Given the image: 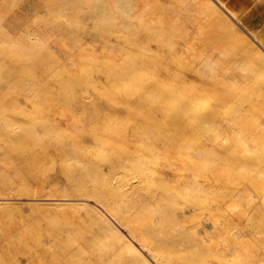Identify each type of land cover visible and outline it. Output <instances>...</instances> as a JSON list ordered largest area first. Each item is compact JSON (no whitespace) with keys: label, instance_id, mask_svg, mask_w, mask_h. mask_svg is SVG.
<instances>
[{"label":"bare ground","instance_id":"6f19581e","mask_svg":"<svg viewBox=\"0 0 264 264\" xmlns=\"http://www.w3.org/2000/svg\"><path fill=\"white\" fill-rule=\"evenodd\" d=\"M4 1L8 4L17 3V0ZM103 1V7L112 11V14L115 11L116 14L118 11L124 12L119 13L120 17L121 14L126 15L128 22L133 21L132 14L137 13L138 10H135L142 3V0L140 3L137 0L139 5L136 0ZM218 1L229 13L219 8V4L214 0H202L194 24L203 19L207 20L212 29L222 33L221 36L215 34L219 41L185 45L180 42L171 43L164 46L167 50L165 56L157 55L160 51H154L155 56L147 55L150 47L143 46V43L140 52L137 51L139 54L135 52L134 49L136 46L139 48L141 38L138 39L139 42H135L129 35L131 31L129 34L126 32L127 36L122 33L125 25L120 27L122 30L115 28L116 31L112 30L111 23L100 28L103 48L110 56L106 55L107 58L103 62L105 52L100 53L101 55L96 53L101 57L100 62H97L92 53L94 56H89V60L96 62L97 68L92 80L98 84L101 78H107V87H101L100 91L95 87L97 92L90 91L89 95H78L71 105H79L87 112L102 107L101 103L104 101L105 104L109 102L98 114L101 119L106 118L103 120V127H93L90 135L88 131L81 130L84 126L74 115L66 122L67 126L75 128L73 134L56 131L61 122L55 123L52 110L42 95L47 78L53 76L49 75L50 72L54 74L55 68L51 66L64 59L62 55L59 57L58 53L57 57L54 50L52 52L54 45L49 44L48 24L36 26L35 31L29 25L30 17L21 23L13 24L10 29L12 31L32 30V34L27 35L28 38L21 35L22 39L18 37L19 40L4 30L6 36L0 44V61L7 60V56V61H11L5 62L4 68L14 70L17 78L19 75L25 76L34 68L37 69L32 72L35 87L30 86L26 95L25 91L13 90L14 75H0V139L6 141L10 137L11 141L21 148L35 144L30 157L35 166L44 171L58 166L66 171L70 178H75L69 181L75 187L73 191L68 186L60 185L61 180L57 177L60 171H56L53 172L55 175H49L46 183L28 184L19 188L17 194L27 196L30 201L47 202L51 206L83 205L89 212L88 215L93 218L100 235L108 241V249L86 257L85 264H109V258L111 264L114 263L113 260L118 264H232L233 253L241 259L240 263L234 264H264V241L259 243V247L257 243H252L256 244V247L253 245V250L244 244L249 241L247 236H244L246 241L244 237L240 239L235 236L240 233L244 235L253 229L254 219L250 218L252 212L249 211L247 216L243 206V213L238 210L234 212L233 209V212L229 213L228 208L232 203L230 200L237 198H240L238 202L241 198L249 196L253 199L255 195H263L264 198V104L261 105L264 102V0H224L232 10H229L223 1ZM51 4L56 5L49 0H28L26 5L30 7L24 12H33L34 15L49 9ZM143 6L145 5H141ZM146 10L147 8L142 12L144 17H140L144 18L142 22L148 18H145ZM24 12H19L15 17L22 16ZM252 12L258 14V18H253ZM6 18L5 15L0 16V23ZM34 21L33 26L36 23V20ZM142 22L141 29L143 25L145 31L148 30L146 27L151 28L149 26L152 24ZM160 23L162 24V21ZM245 25L252 26L253 35ZM125 27L124 30L127 29ZM59 29L62 28L58 27ZM153 29L150 30L151 33ZM159 31L160 34L153 31L151 36L144 32L147 34L141 35L142 39H150L151 42L161 35L158 36L161 46L167 35L166 32H161V29ZM121 33L125 35V39ZM132 35L133 39L137 37ZM225 37L230 38L229 44ZM155 40L157 42V39ZM81 41L84 42L82 39ZM160 46L156 45L157 48ZM161 47L159 49L163 50ZM103 48L102 52L105 51ZM185 52L191 54L187 59L182 58ZM24 53H31V57L26 58L18 70L17 56ZM113 54L120 57L114 58ZM175 55V63L178 64L171 66L170 58ZM74 56L67 55L66 63L74 64L75 58L78 57L77 54L75 58ZM56 58L54 64L49 63V59ZM65 60L63 65L66 64ZM76 60L75 62H79L81 57ZM85 62L89 63L88 60ZM29 64L35 67L31 69ZM76 64V72L70 67L67 70L71 79L75 78L77 81L78 78L80 81V71L87 74L90 68L85 70L87 67L84 69V66ZM56 66L59 68L61 65L57 63ZM77 72L79 77H72ZM191 76L200 77L201 83L192 80L193 83H190ZM134 102H140L141 108H131ZM140 103L137 106H140ZM126 110L131 115L124 117L123 121L120 115ZM136 115L140 116L143 122L139 121ZM23 119L27 122L23 121L25 126L18 131V126H23ZM54 135L56 137H52ZM6 152L9 156L17 155L9 143H6L1 151ZM230 161H234L233 164L229 163ZM252 161L254 165L258 163L261 167L256 169L255 166V170H251L254 167ZM246 162L252 164L251 172L247 170L250 165ZM242 166L243 169L246 167L247 171H242L247 172L246 176L243 175L245 173L237 172ZM23 171L27 181H32L37 173L32 167L23 168ZM121 172H127V176L123 175L126 176L125 180L120 179ZM81 174L82 181L79 179ZM238 176L247 179L248 185L255 187L252 191L256 190L258 193L248 192L251 188L244 182L249 189L242 191V186H237L241 183ZM238 181L240 182L237 183ZM67 188L69 191H66ZM12 189L10 194L0 195V206H10L13 200L17 199V189ZM257 202L256 200L254 204ZM37 203L34 202V205H38ZM261 205L258 207H262ZM254 206L253 210L257 211ZM245 210L248 208L245 207ZM259 210L264 218V210ZM3 216L4 214H0V221L3 220V223L10 227L15 226L14 221L4 219ZM236 229L238 230L234 234ZM13 249L16 248L9 245L5 252H0V264H9L7 261L15 252ZM51 260H54L53 264H76V259H66L65 253L57 259L50 258L48 262Z\"/></svg>","mask_w":264,"mask_h":264},{"label":"rangeland","instance_id":"374dc122","mask_svg":"<svg viewBox=\"0 0 264 264\" xmlns=\"http://www.w3.org/2000/svg\"><path fill=\"white\" fill-rule=\"evenodd\" d=\"M27 1L28 0H17V3H15V4H13V3L8 4L6 1L0 0V4H1L0 5V8H1L0 16L5 15L7 17L5 19V21L3 20L2 23H0V44L2 43V40L4 39V37L6 36V31L9 32L12 35V37L19 40L18 37L20 38L21 35L23 38H28L27 35L32 34L31 32L33 29H34L33 31H35L38 26H43V24L47 23L49 26L48 30L50 29V31L48 32V34H50V36L48 37L49 42H50L49 44L54 45L56 48L58 47L56 49L53 46L52 52L54 50L56 55L58 53L59 57L62 55L61 57L64 59H61V61L63 63H64L65 58L69 54L70 55L74 54L75 55L74 58L76 57V54H77L78 57H76V58H79V56H80L81 57L80 61H83V62H80V61L75 62V61L79 60V59L76 60V58H75V61L73 62L74 64L69 65L70 63L69 64H68V62L66 63V61L68 60L66 58L67 60H65V63H66L65 65H67V66L69 65L67 68V67H63L65 65H63V63L60 62V60H59V62H57L56 61L57 58L55 60L53 59L54 61L51 60L52 58L49 59L51 61V62H49L50 64H54L56 61V65L58 63L61 66H59V68L56 65H54L55 67L51 66V68L52 67H53V69L55 68L54 74H51V72L49 71L50 72L49 75H53V76H49V77H51L50 79L47 78L48 81H47L46 86L44 87L45 89H43V91H42V95H44L45 99L47 100V104H48L49 109L52 110V117L54 116L55 123L58 124L59 122H61V124L58 126V129H56V131H58L59 133H62V134H66V133L67 134H73L74 133L75 128H73L71 126H67L68 124L66 123L67 120L70 119L73 115L77 116L81 122V125L84 126L83 128H81V130L88 131L89 135H90V133H91L90 131L92 130L93 127L97 128V127H99V125L103 127V122H104L103 120H106V118L101 119L98 114H99V111L101 110V108L104 109L105 106L107 105V103H109V102H107L105 104V101H104L101 103L102 107L100 106L98 109H92V110L87 111V112H84L82 110V108L79 107V105H76L78 107H75V106L72 107L71 106V105H73L72 102L75 100V98L78 95H81V94L89 95L90 91L91 92L96 91L97 88H98L97 91H100L101 87L102 88H103V86L107 87V84H108L107 78H101L100 81L98 80L99 81L98 84L96 83L97 81L92 80L93 77L96 75L95 73H97V68L95 66L96 62H94V61L91 62L89 60L91 58V56L95 55L97 62H100L99 59H101V57H98V55H97L98 53H99V55H101L100 53L103 54L105 52L106 53V54L104 53L105 56L109 55V54H107V51L103 48L104 43L101 42L103 40L101 39L99 32L102 31V30H100V28L102 26L111 23L112 30L114 29L116 31L115 28H118V30H120L122 28L121 26H123V25L126 26V23H127V26L126 27L123 26V30L121 29L122 30L121 32L126 35V32H127V34H129V32L131 31L129 35L132 38L131 40H134L135 42L136 41L139 42L138 39L141 38V40H140L141 43L139 45V48H137L138 46H136L134 51L140 52L139 49L144 44L143 46H145V47L149 46L150 47V50H148L149 52L147 51V55L152 54L154 56L156 55V53L154 51H156L158 53L160 51V54H157V55L165 56L166 55L165 51H167V50L164 49V46L166 47V45H169L171 43L174 44V43L180 42L181 44L185 45V43L194 44V43H202V42H206V41L215 42V41H219V39L217 38V35L218 34L222 35V33H220L217 29H212L211 24H209V22L205 19H203L198 24H194V18H195V15L199 12L198 9L199 8L201 9L200 4H202V0H191V1L190 0H142V3H144V4L140 3L141 0H139L140 5H139L138 1L136 0L137 5H139L140 7L137 6V9L136 10L134 9L135 11H137V10L138 11H137V13L135 11H133L135 13L132 12L133 18L132 17L131 18L133 19V21L131 20L130 22L127 21L126 15L122 16V14L124 12L118 11L119 13L122 12L121 17H120L119 13L116 14L117 11H115V13L112 14L113 13L112 11L103 7V5H104L103 0H72V1L71 0H49V1L55 2L56 5H54V6L52 4H51V6L49 5L50 6L49 9L52 8V9H50V11H49V9H47V10L45 9L42 12H39L37 14L34 13V15H32L33 12H31V13L29 12L30 14H26L24 12L25 10H28L30 7V6L26 5ZM37 1H39V0H37ZM214 1L219 4V8H221V9L225 10L227 13H229L228 10L224 6H222V4H220V2L218 0H214ZM221 1L224 2V0H221ZM31 4H33V3H31ZM122 5H123V3H122ZM141 5H145V6L141 7ZM225 5L229 10H232L229 7V5L227 4V1H226ZM146 8H147V10L145 11V13H147V14H145L146 15L145 18L148 17L149 19L147 18L148 20L147 19H145V20L149 24H152L151 26L147 25V26L151 27V28L146 27V30L148 29L147 31H145V29H143L145 27V25L142 26L143 27L142 29L140 27L141 26L140 24L142 22L141 20L144 19V18L141 19L140 17L142 16V12ZM22 11L25 13V16L23 13L22 16L15 17L19 12H22ZM126 13H127V11H126ZM189 13H191V14L189 15ZM90 15H92V16H90ZM252 16L255 19L258 18L257 17L258 14H256V13H253ZM13 17H14V20L11 21V18H13ZM28 17H30L31 19ZM142 17H144V14ZM25 18L29 19L28 20L29 25H31L33 27V28L30 27V28H32L31 31H29L27 29H25V30L21 29L20 31H18L17 29L15 31L10 30V29H12L13 24L23 22V21H25ZM93 18H96V19H93ZM34 20H36V23H34V26H33L32 24H33V22H35ZM174 20H176V21H174ZM44 21H46V22L44 23ZM146 21L142 22V23L144 24V23H146ZM161 21H162V24L160 23ZM132 22L135 25H133ZM115 24L117 25V27ZM131 25H133V26H131ZM128 26H129L130 30L127 28ZM58 27H61L62 29L58 30ZM124 27H125V29L127 28L126 29L127 31L124 30ZM132 27H134V28H132ZM135 27H136V29H135ZM138 27H140V29ZM162 27H163V29H162ZM65 28L67 31L64 30ZM152 28H154V29L152 30V33H151L150 30ZM245 28H247V30H249L250 32L253 31V28L250 25L249 26L245 25ZM134 29H135V31H134ZM160 29H161V32L165 30L164 32H166V35H167V36L165 35L166 39H165L164 43L161 44V46H163V47H161L159 45L160 41L158 40V36L160 37L161 35H158L157 38H155V39H157V42L153 37H152V39H154V40H152L151 42H150V39H142L143 37L141 35L146 36V34H147V33L144 34V32H148L147 35L151 36L154 32H156V34L157 33L160 34V31H159ZM243 29H244V27H243ZM4 30H6V31H4ZM26 30H27V33H26V36H24ZM113 31H112V33H113ZM136 31H138V32L141 31V32H139V34H137L138 32H136ZM28 32H30V33L28 34ZM142 32H143V34H142ZM216 33H217V35H215ZM132 34L136 35L139 38H137L135 36L136 40L133 39ZM251 34L253 35L252 32H251ZM98 35L100 36L101 40L98 39V37H99ZM125 35L122 34L123 39L126 38V37L124 38ZM80 36L84 37V39H83V37L81 38L84 42H82L81 39H79ZM225 38H227V40H228L227 43L229 44L230 38L229 37H225ZM20 39H22V38H20ZM78 39H79V41H77ZM153 41H155V42H153ZM172 41H174V42H172ZM80 42H82V44ZM148 42H149V44H148ZM146 43H147V45H145ZM226 44H225V46L228 45V44L227 45ZM82 45H85V46L82 48L79 47ZM156 45H157V47L160 46L161 49H163V50H160L159 49L160 47L157 48ZM94 46H95V48H94ZM80 48H81V53H79V55H78V50L80 51ZM102 48L105 51L102 52ZM142 48H141V50H142ZM65 51H66V53H65ZM49 52H50V50H49ZM67 53H69V54H67ZM92 53L94 55H92ZM108 53H110V52L108 51ZM148 53H150V54H148ZM186 53H188V54L186 55ZM30 54L31 53H28V54L24 53L20 56H17L18 57L17 61L19 63L17 65L18 70H19V66L27 60L26 58H28L30 56ZM64 54H66V56H63ZM133 54L135 55V53H133ZM179 54L183 55L184 53L183 54L179 53ZM58 55H57V57H58ZM104 55H103V57H104ZM177 55H175L172 59L170 58L171 66H174V65L176 66L178 64V63L177 64L175 63V57L177 59ZM189 55H191L189 52H185L184 56H186V57L182 56V58L187 59V56L189 57ZM89 56H90V58H89ZM112 56L114 58L120 57L117 55L114 56V54ZM178 57H179V55H178ZM105 58H107V56L102 58V59H104L103 62H105ZM190 58H191V56H190ZM8 59L9 58L7 56V60ZM7 60L4 59V60L0 61V75H6V74L14 75L15 81L13 84V90L19 91V92L25 91V95H26L27 92H29L28 88L30 86H31L30 88H32L34 86L33 84H34L35 79H33L32 72L35 71L37 68L36 69L34 68L35 70L34 69L31 70L35 66L34 65L32 66L29 64V66H32L30 69L31 72L29 71L28 73H26L25 76L19 75L17 78L16 77L17 75H16V73H14V70H10L9 68H6V69L4 68L5 62L11 63V61H7ZM87 60L89 61V63L85 64L86 63L85 61H87ZM118 60H120V58H118ZM106 61H107V59H106ZM76 63H79L80 67L84 66V69H85V67H87L85 70L90 68V70H88V72H90L89 74H88V72H86L87 74H84V71H83V73H81L82 71H80V77L82 78V80L80 78V81L77 78V77H79L78 72L76 73V75L78 74L77 76L76 75L72 76V77L77 78V81H76L75 78L71 79V77L69 76V72L67 70L70 67V69H73L76 72L77 69H74L75 68L74 66ZM90 63H92L91 66H89ZM31 64H32V62H31ZM76 65H78V64H76ZM86 65H88V66H86ZM80 67H79V69L83 70ZM76 68H78V67L76 66ZM94 68H96L95 71H93ZM38 69H40V67ZM52 73H53V71H52ZM81 74H84L85 76L83 75V77H82ZM30 77H32V78L30 79ZM67 78H70L73 81H71V80L68 81ZM189 79H190V81L191 80L195 81V83H198V84L201 83L200 77L191 76V77H189ZM189 79H188V82H189ZM192 81L190 83H193ZM95 87H96V89H95ZM41 97L43 98V96H41ZM139 103L140 102L132 103L133 105L131 104V108H133V109H136L138 107L141 108V103H140V106H137V105H139ZM135 104H136V106H135ZM263 104H264V102L261 105H263ZM91 106L93 107V104H91ZM132 106H134V107H132ZM75 109H76V111H75ZM171 111H173V110L171 109ZM75 112H77L76 115H75ZM101 112H103V111H101ZM108 112L109 111H107V114H109ZM124 112L121 113V115H120L121 117H123V118H121V119H123V121H125L124 119L128 118L131 115V114L130 115L128 114L129 113L128 110H126L125 113ZM133 112H135V110H133ZM126 113L128 114L127 116H125ZM110 114H111V112H110ZM133 115H134V113H133ZM96 117H98V118H96ZM136 118L137 119L139 118V121L142 120L141 122H143V119L140 116L139 117L137 116ZM98 119H100V120H98ZM21 121H22L21 123L23 126H18V131L25 126L23 121L27 122L25 119H23ZM52 137H56V136L54 135ZM6 143L11 144L13 149L17 152V155H13V156L10 155L9 156L7 154V152L1 153V151L4 150ZM35 146L36 145L33 144V145H29L28 147L21 148L16 142L11 141L10 137H8L6 141L0 139V195L10 194L11 192H13V189H12L13 187L15 189H17L15 191V195H16L17 199L13 200V204L10 206H4V205L0 206V214H4L3 218L14 221V224H15V226L10 227L9 225L3 223V220L0 221V252H5L9 245H11L13 248H16V249H13L15 252H13L12 255H10V259H8V261H7L9 264H11V263H14V264H53L54 260H51V262H48L49 259L50 258L57 259V258L63 256L64 253L66 254V259L70 258V260H72V258H73V259H76V261H75L76 264H85L84 261H86V260H84V259H86V257H89L92 254L97 255V253L105 251L106 249H108V247H107L108 241L106 240L105 237H102L100 235L97 226L93 222V218H91L88 215L89 212H87V210L83 207V205L78 204V205L66 206V207H64V206H51V205H48L47 202L30 201L27 199L28 198L27 196H25V195L18 196V194H17L19 188H22L28 184L39 185L42 183H46V180H48L50 177L49 175H51V174L55 175L56 173H53V172H56V171H60V173L57 174L58 175L57 177L59 178V181L61 180V182H60L61 186L62 185L68 186V187H70V190H72V191H73V188H75L74 185L70 184V182H69V181L75 180V178H70L68 173L66 171L60 169L58 166L54 167V169L44 171L41 167L35 166L32 163V159L30 158L31 157V150ZM95 146L96 145H94L93 147L96 149ZM98 149L99 148L97 146V150ZM254 155H255V153H254ZM76 160H78V159H76ZM231 162L232 161H230L229 163H231ZM233 162H232V164H233ZM254 162H256V160ZM254 162L252 161L253 165H254ZM246 163H244L243 165L247 167L248 163L247 164ZM258 163H260V162L258 161ZM258 163H257V165H254V167L252 166L253 169H251L252 164L251 163H250L251 165L248 164V165H250V168H247V170L249 172H251V170H255V166L257 167L256 169H259L261 166L259 167ZM224 164L226 165L228 163H224ZM244 166L241 167L242 169H238L237 172L242 173V171L246 170V167H245V169H243ZM29 167H32L33 169L37 170V173L35 174L32 181H27L25 179V173L23 171V168H29ZM243 173H245V174H243ZM243 173L242 174L246 176L247 172H243ZM125 174L127 176V172H123L122 176L120 174L121 180L126 179V178H124L126 176H123ZM241 176H238V178L239 177L241 178ZM242 178L240 179L241 183H239L240 181L237 182V183H239L237 186H239V187L242 186V187H240V189L242 188L241 189L242 191H243V189L248 188V187L246 188V186H249V188H251L250 185H248L249 181L247 182V179H244V178L242 179ZM79 179H80V181L83 180V174H81ZM127 179H131V178L127 177ZM243 180H245V181H243ZM243 182L245 184L247 183V185L245 186ZM254 188H251L250 191H248V192H253L254 190L252 191V189H254ZM66 191H69V189L67 188ZM255 193H256V190L253 192V194H255ZM262 196L260 197L259 195H255V197H253L254 200L251 199L252 196H249L247 198H241L240 202H238L240 200V198L234 199L233 201L230 200L232 203L228 207L230 210L229 213L233 212L232 209L234 210V212H237V210L242 212V208H241L242 206L244 207L243 209H244V211H246V214L247 213L249 214L250 212H252L250 214V218L253 217L252 220L254 219L253 220V222H254L253 229L249 233H245L244 235L240 233L239 235H242V236L235 235L236 237H238L240 239L243 238L244 236H247L249 241L253 240V241H251L250 244H248L249 241L244 243V244L249 245V246H247L249 248L250 247L252 248L253 245H254V247H256L255 246L256 244H252V243H257V246L259 247V243H262L264 241V238H262V237H264V221H263L264 218H262L263 216H261L260 215L261 213H259V212H261L259 210L260 208L262 210H264L263 209L264 203H262V201H264V198ZM251 200H253L254 202ZM256 200L258 202H257V204H254V203H256ZM34 202H38L37 203L38 205H34ZM233 203H235V204H233ZM237 203H239V204H237ZM240 203H242V204H240ZM252 205L253 206L257 205V207L254 206V209H256L257 211L253 210ZM258 205H261L263 208L260 206H259L260 207L259 208ZM250 206H252V208ZM239 207L241 209H239ZM245 207L248 208V210H245ZM235 209H236V211H235ZM249 209H251V210H249ZM253 211H254V214H253ZM255 213H256V215H255ZM248 214H247V216H248ZM251 215H253V216H251ZM258 215L261 216V219ZM254 217H257V219ZM258 217H259V219H258ZM220 218L223 219V217H220ZM257 220H260V221H257ZM256 226H258L257 228L259 231L257 230ZM248 229H250V228H248ZM237 230L238 229H236L234 231V234H235V232H237ZM178 231H176V232L179 233ZM257 235H258V237H257ZM84 237H85V239H83ZM86 238L87 239L91 238V240H87ZM243 239L245 240L246 237H244ZM259 239H260V241H259ZM251 244H252V246H251ZM231 260L233 261L232 264L241 262V259H239L238 257H235L234 253L231 256ZM109 261L112 262L110 260V258H109ZM110 262H109V264H111ZM113 262L114 263H112V264H118L115 262V260H113Z\"/></svg>","mask_w":264,"mask_h":264}]
</instances>
